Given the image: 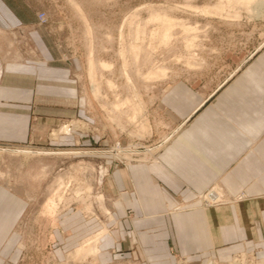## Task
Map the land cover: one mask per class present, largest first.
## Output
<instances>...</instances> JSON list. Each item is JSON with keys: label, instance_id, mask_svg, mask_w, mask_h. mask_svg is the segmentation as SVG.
<instances>
[{"label": "rangeland", "instance_id": "rangeland-1", "mask_svg": "<svg viewBox=\"0 0 264 264\" xmlns=\"http://www.w3.org/2000/svg\"><path fill=\"white\" fill-rule=\"evenodd\" d=\"M245 5L240 0H0V73L10 61L60 63L77 86L79 106L77 117L46 132H37V115L31 112L26 137L9 139L0 133V185L26 203L14 232L12 264H135L117 253L107 261L97 257L105 233L102 224L110 219L103 178L113 167L155 154L162 143L154 135L156 102L168 81L185 77L213 88L263 43L264 2L254 12ZM6 6L15 15L12 23L5 16ZM195 7L212 10L200 15ZM155 11L181 21L184 28L174 25L167 41L160 39V28L158 37L149 36L158 26L147 20ZM90 53L108 66L89 68ZM158 67L165 68L164 76L143 78L148 69ZM93 83L97 96L91 94ZM135 108L139 114L133 118ZM69 122L76 125L65 130ZM118 147L137 148L141 154L118 153ZM146 149L153 153L142 155ZM58 186L55 207L46 211L43 203ZM207 201L222 203L220 198ZM60 221L85 223L89 233L75 247H69L74 238L65 231L53 242V228ZM100 232L95 252L73 255L84 240ZM54 244L68 250L61 259L51 254ZM241 253V264H264V254L251 250L237 251L226 260L209 255L205 264H227ZM173 264L194 263L177 256Z\"/></svg>", "mask_w": 264, "mask_h": 264}, {"label": "crops", "instance_id": "crops-1", "mask_svg": "<svg viewBox=\"0 0 264 264\" xmlns=\"http://www.w3.org/2000/svg\"><path fill=\"white\" fill-rule=\"evenodd\" d=\"M5 9L12 23L15 15ZM78 107L77 86L60 63L10 61L1 70L3 138L26 137L31 112L42 133L72 119ZM155 111L154 135L162 138L155 154L103 178L110 219L103 238L102 232L91 238H102L97 257L107 261L117 253L135 264H173L186 256L205 264L209 255L264 254V41L213 88L185 77L168 81ZM210 194L222 203L207 204ZM25 209L17 192L0 185V264H12ZM89 228L57 222L53 242L65 231L75 247ZM66 251L51 248L55 259Z\"/></svg>", "mask_w": 264, "mask_h": 264}, {"label": "bare ground", "instance_id": "bare-ground-1", "mask_svg": "<svg viewBox=\"0 0 264 264\" xmlns=\"http://www.w3.org/2000/svg\"><path fill=\"white\" fill-rule=\"evenodd\" d=\"M240 2H242L243 4L248 3V5H245L246 6V9L249 10V11H253L254 12V11L258 10V7L261 6V4L264 2V0H240ZM194 10L195 11L196 10L200 11L201 12L200 15H202L203 13H206V12L212 10V9H209L207 7H204V8H196L195 7ZM157 11H159V9ZM147 20L150 21V22L151 21L157 22V24H158V26L156 25L157 28L156 27L155 28H152L153 30L155 29L154 31H152V29L150 30V35L149 36L155 37L156 34H157L156 33V30L160 28V30H157V31H160V32H158L159 33L158 35L160 36V39H163L164 41L165 40L167 41L168 38H169V36H171V32H172L171 29L174 28L173 26L176 25L177 23L179 25L183 26L182 28H184V23H182L181 21H178L176 23V20L174 18L170 17L169 15H167L165 13H161V12H156V11L153 12L152 14H150V16H149V18ZM187 27H189V26H187ZM138 33H139L138 29H135V34L138 35ZM156 37H158V36H156ZM137 38H138V36H134V40H132V45L135 48L137 47V44H136L137 43ZM133 47H132V49H133ZM135 51H134V53H136ZM96 63L98 65H100L101 67L108 66V64L106 62L102 61V60H99L98 61V60L92 59V56H91V53H90L89 54V61H88L89 68L92 67L93 64H96ZM165 73H166L165 72V68L158 67L156 69H152V68L151 69H148L146 71V73H143L142 76L145 79H147V78H158V77L164 76ZM127 78H129V77L127 76ZM109 83L110 82H108V84ZM91 92H92L91 94L94 95V96H97L98 93H99V89H98L97 85H95V83L91 84ZM126 100L127 99L125 98L124 102L122 101L121 103H117V104H115L114 107H116V109H119L120 107H123V105H124V103H125ZM137 111H138L137 108H135L134 115L132 116L133 118H136L137 117V115H138V114H136ZM75 125L76 124H73L72 122H69V123H67V124L64 125V129L67 130V129L75 126ZM156 147H154L153 149H155ZM153 149H146V150H144V152H142V155L144 153H146V152H152L150 150H153ZM115 151H117L118 153L121 152V151H123V153L125 155L138 154V153L141 154L140 150H138L137 148H132V149L126 148L125 149V148H119L118 147V148H116ZM59 188L60 187L58 186L56 189H54L52 191L51 195L48 196L45 199V201L43 203V207H44V209L46 211H50L51 212L52 209L55 207V200H54L55 198L54 197L55 196H58L59 197V195H58L59 194L58 193L59 192ZM97 242H98V235L95 238H93V239L85 242L84 244H82L81 246H79L77 249H75L73 255L74 256H77L79 258V256L82 257V256H85L86 254L95 252L96 249H97L96 248ZM231 264H236V262H232Z\"/></svg>", "mask_w": 264, "mask_h": 264}, {"label": "built area", "instance_id": "built-area-1", "mask_svg": "<svg viewBox=\"0 0 264 264\" xmlns=\"http://www.w3.org/2000/svg\"><path fill=\"white\" fill-rule=\"evenodd\" d=\"M44 19L45 18L41 17V20H44ZM210 196H211L210 199L213 200V201L216 200V199H218L215 196H213V194H210ZM242 255H243V253H241L240 255L239 254L234 255L233 258H232V260L230 262H228L227 264H231L232 262H236V264H241L242 263V261H241Z\"/></svg>", "mask_w": 264, "mask_h": 264}]
</instances>
